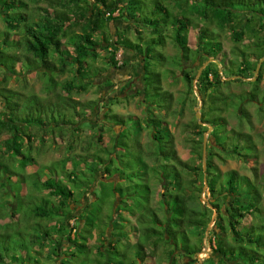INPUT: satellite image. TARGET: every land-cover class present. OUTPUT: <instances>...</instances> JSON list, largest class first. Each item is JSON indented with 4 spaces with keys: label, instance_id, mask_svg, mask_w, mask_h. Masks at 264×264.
Segmentation results:
<instances>
[{
    "label": "trees",
    "instance_id": "1",
    "mask_svg": "<svg viewBox=\"0 0 264 264\" xmlns=\"http://www.w3.org/2000/svg\"><path fill=\"white\" fill-rule=\"evenodd\" d=\"M234 3H238L237 8ZM263 9L264 0H5L0 3V71L4 72L0 74V136H4L1 139L3 148H0V264H78L75 261L78 256H91L89 258L97 264L118 263L110 262L114 255L110 251L118 240L112 237L108 222L97 227L96 220L88 214L87 206L92 200L87 188L91 181L86 183L76 181V178L78 172L85 174L82 170L87 164H92V171L89 170L92 177H110L115 160L109 156L119 150H128L124 141L128 135L137 139L135 144L142 155L140 168L143 170L139 179L147 177V183L150 177L155 178V185L161 189L147 187L144 202H128L129 191L127 194L125 188L117 190L127 200L123 201L126 212L120 213L116 209L120 215L117 218L123 223L128 220L129 230L136 231L137 226L145 238L135 255L138 264H145L148 258L153 264H202L203 260L209 264L217 261L220 264L222 260L223 264H264V171L261 173L254 164L249 167L251 176L236 170L223 173L214 162L216 158L223 162L227 156L243 162L256 160V144L252 142L248 146L254 152L245 150L241 143L249 135L234 131L232 126L228 128L224 116L222 120L205 119L204 112L201 119L194 117L184 125L183 130L191 134L186 143L192 158L181 159L166 120L167 110L163 113L164 121L155 119L153 102L147 100L152 88L146 84L153 77L159 85L154 87L155 90H161V73L154 71L152 76L150 71V61L155 60L161 67L171 69L169 72L176 75V81L182 79L191 94L196 92L203 108L202 96L208 93L207 98L213 100L216 95L209 94L210 90H219L230 78L232 81L253 78L254 81L248 82L253 88L241 97L244 101L260 102L257 95L264 90V85L259 86L264 75V60L257 72L256 64L264 58ZM114 12H117L116 16H113ZM119 22L127 26L120 27ZM75 27L81 32L74 33ZM226 31L234 44L230 57L221 42V34ZM70 36L73 41L68 46L65 41ZM189 36L195 38L193 48L188 45ZM203 36L211 37V42L203 44ZM168 42L181 52L171 56L177 58L174 68L166 65L168 56L156 51ZM190 49H194L198 57L190 59ZM118 51L123 53L120 63L115 59ZM126 53H133L134 62L138 60V71L121 82L123 86L117 93L119 88L115 86L120 82L103 76L95 62L99 60L105 70L122 68L129 62ZM220 53L230 61L232 54L235 55L239 61L237 69L230 70L226 62L224 72L222 67H217L214 61ZM8 57L14 61L10 62ZM17 66L38 75L42 81V95L9 88L10 74L7 73H19L15 70ZM132 68L137 67L132 65ZM236 74L244 79L234 78ZM60 75L70 76L68 81L59 83L57 77ZM135 77H138L137 81L133 80ZM91 86L96 87L98 98L80 101L71 97L72 90L86 91ZM25 98L29 103L23 113L15 112ZM122 100H136L142 107L148 119L146 136L149 139L141 140L139 132L132 135L130 125L126 123L129 120L131 126L135 125L144 115H122L111 110ZM240 113L239 120L251 125V114L244 108H240ZM85 122L88 127L81 125ZM218 123L225 124L228 132L237 136L236 142L226 139L222 144L218 143ZM48 126L50 131L45 129ZM90 128L95 131L88 135L99 148L83 154L89 159L88 154L103 153L95 156L91 163L86 157L84 162L82 157L70 155L75 147V137L79 134L88 136L85 130ZM207 131L209 144L206 147L205 143L204 147L203 134ZM106 134H109V143L102 140ZM56 136L62 138L64 150H68L47 167L51 169L57 161L63 162L62 167L54 168L44 177L38 175L40 168L28 174L26 168L34 165L44 153L46 141L51 138L55 141ZM84 142L76 143L81 151L87 149ZM33 150L37 157L33 156ZM107 150L114 151L106 153ZM67 163L70 169L66 167ZM148 171L153 175L148 176ZM57 173L59 176L55 175ZM35 175L38 178L32 180V186L33 190L37 188L34 190L37 194L32 193L31 208L25 207L23 197L28 193L22 194L21 185L25 182L24 176ZM14 176L16 180L12 179ZM84 177L87 180L86 174ZM118 179L121 180L119 175ZM10 184L19 185L18 195L12 193ZM70 184H76L78 192L72 191ZM42 190H47L51 196H43ZM76 194L79 200L90 197L83 204L75 199ZM201 194L205 195V201ZM118 199L114 209L121 202V198ZM139 214L146 219L140 218ZM246 215L251 216L248 226L242 224ZM212 219L213 230L208 232ZM12 235L15 238L11 243ZM205 238L210 251L208 257L199 260L197 256ZM101 239H105V244ZM162 240L168 246L164 252L160 251ZM61 242L68 245L63 246ZM72 247L78 255L72 252L71 258L60 260V252ZM47 248L49 251L45 252ZM161 253L165 259L159 262ZM213 253L218 254L217 261L212 258Z\"/></svg>",
    "mask_w": 264,
    "mask_h": 264
},
{
    "label": "rangeland",
    "instance_id": "2",
    "mask_svg": "<svg viewBox=\"0 0 264 264\" xmlns=\"http://www.w3.org/2000/svg\"><path fill=\"white\" fill-rule=\"evenodd\" d=\"M5 0H0V3H3ZM233 2V0H231ZM235 2V1H234ZM150 3V1H149ZM43 5V4H41ZM234 7H238V3H234L233 4ZM259 5V4H258ZM264 10V9H263ZM117 12L113 13V16H116ZM120 27H126L127 25H123L122 22L117 24ZM112 28V27H111ZM2 29V24L0 22V30ZM81 30L78 28H74V33H80ZM132 32V31H131ZM190 36H191V32L189 31ZM128 35L130 36V33H128ZM189 36V41L188 40V45L191 47L195 41V38L191 37L190 39ZM210 38V39H209ZM211 40V37H205L203 36L201 38V41L203 44H208V42ZM73 41V37H68L67 40L65 41L66 45L68 44V46L72 43ZM211 42V41H210ZM221 42L223 44L224 49L226 50L228 57H230L229 52L230 49L232 48V46L234 45L232 43V40L229 39V34L226 31V33L221 34ZM245 42H247V39L245 40ZM169 44H167V46L165 47H157V52L160 53L162 52L165 56L169 57V62L166 64L168 67H172L174 68V63L176 61V57H171L177 54H181V52H179L177 50V48H174L171 44V42H168ZM193 48V47H191ZM253 53H256V49L252 50ZM122 52L118 51L116 54L115 59L118 61V63H120L122 61ZM224 54L220 53V55L218 56L217 60L214 61V63L216 64L217 67L221 68L222 67V71L224 72L225 70V62L227 64L226 67H230V70H234L237 69L238 66V60L236 59V56L232 54V59L231 61L228 59H224L223 57ZM159 56V54H158ZM249 56V55H247ZM195 57H198V53L196 54L194 49H190V59H194ZM227 57V58H228ZM176 58V59H175ZM8 60L10 62H13L14 60L11 57H8ZM264 58H260L258 63L256 64V71L257 68H259V65H261V63L263 62ZM130 62H128L129 64L127 66L122 67L120 70H118V72H116V74H113V68L108 67L107 70H105V68L103 67V64H101V62L98 60V62H95V65H97V69L98 71L100 70L101 74L103 76H110L112 80L116 83V82H120V85H116L115 88H119L117 89V93H120V88L123 86L121 84L122 81H126L128 78L134 76V74H137L138 70V60H136L134 62V60H129ZM211 60H209L210 62ZM220 61V62H218ZM137 62V63H136ZM154 62V63H153ZM134 65L135 69L132 68V65ZM174 64V65H173ZM163 66V65H162ZM264 67V65H263ZM149 68V67H148ZM203 67H201L202 69ZM177 69V68H176ZM200 69V70H201ZM218 69V68H217ZM16 71H19V75L15 74H11V73H7V75L10 74V81L8 83L9 88H14V89H23L26 93H34L37 95H42L41 94V86H42V81L39 79L38 75H36L33 71H22L21 69L15 68ZM171 70V69H169ZM168 69L161 67V63L159 61H150V71H152V76L154 71H159L161 73V80H162V84H160L161 86V90H155V86H159L158 83H156L154 81L155 78L152 77V79L147 80L146 84L147 87L150 84L151 85V92L150 95H148L147 100H149L150 102H153V108H155L154 110H152V113L157 115L156 116V120H161L164 121V110L165 113H168V117H166V120L168 121V123L170 124V130L171 132H173L174 134V138H175V146L178 152V155L181 159L186 160V159H190L191 154L190 151L188 149L187 143H186V139L188 137H190V133L188 131H184V125L187 123H190L193 118L195 117L197 120L202 118V113L205 112V119H209L212 120L213 118H219V119H223V116L226 119L228 128H230L232 126V128L234 129V131L236 132H244L247 135H249L250 137H247L246 139L248 140H242L241 145H243L245 147V150H251L252 152H254L253 148H249V144L253 142V144L257 146V159H251L248 161H242L241 159H230L228 156L226 157V160L223 162H220L219 159H214V162L218 165V167L220 168L221 172H226L228 170H236L239 174L242 175H248L251 176V172L249 171V167L252 165H256L257 168L259 169V171L261 173H263L264 171V90H261V92L257 95L258 99L260 102H252L251 100L249 101H244V98L241 96H244L245 93H248L249 91H251V89L253 88V85L251 86L248 82L250 81H254L253 78H246L244 79V77H242L241 75L236 74L234 76V78H242L244 79L243 81H232V78L230 79H226L225 81H228V83L221 85L219 90H215L214 92L212 90H210L209 94L212 95H216L215 98L212 100V98L208 99L207 98V94L202 96V99L204 101V108L201 107L202 106V102H201V97L197 95V93L195 92L194 94H191L189 92V89L186 85V83H184V81L182 79H180L179 81H176V75L173 76V74L171 75ZM178 70V69H177ZM0 74H4V72L0 71ZM226 74V73H225ZM256 74V73H255ZM102 75L100 78H102ZM169 75L171 76V78L169 77ZM70 76V75H69ZM69 76L67 77L66 75H60L57 77V80L60 82H63L65 79L66 81H68ZM227 76V74H226ZM228 77V76H227ZM138 77H135L134 80L137 81ZM224 79L226 77H223ZM174 79V81L172 80ZM95 80V79H94ZM99 81L98 79L95 80V82ZM247 82V83H246ZM137 86L138 83H136ZM264 85V75L263 77L260 79L259 81V86L262 87ZM120 90V91H119ZM119 91V92H118ZM71 97L75 98L77 100L80 101H87L90 99H96L99 97L98 92L96 91V87L91 86L88 90L86 91H77V90H72L71 92ZM171 98V99H168ZM168 99V100H167ZM242 99V100H241ZM138 102V101H137ZM28 100L26 101V98L23 99L21 106H17L15 109V112L18 113H23V111L26 108ZM171 104V105H170ZM170 107V109H168ZM240 108H244L245 110H247L250 114H251V125L248 124V122H244V121H240L239 117H241V113H240ZM0 109H1V105H0ZM111 110L113 112H118V113H122V115H126L127 113L130 114H135L140 116L142 114V116L144 115V117H142V119H140L135 125L133 124L131 126V122L129 120H127V124L130 125V133L132 135L134 134H138V132L141 134L140 138L141 140H145V139H149V136H146V122H147V117H146V113L142 112V107L139 106L136 103V100L134 101H130L127 102L125 100H122L121 103L115 104L111 107ZM156 110V112H155ZM161 113L162 115L158 114ZM202 114V115H201ZM209 115V116H208ZM241 115V116H240ZM261 115V116H260ZM50 118V117H49ZM49 120V119H48ZM59 122V121H57ZM34 124V123H33ZM219 125L217 126L218 128V133L216 136V139L218 141V143L224 142L226 139H229L230 141H235L237 139V136L233 135L228 132L227 127L225 126V124L223 123H218ZM81 125L83 127H88V123H81ZM93 125L97 128L96 123H93ZM206 125V124H205ZM135 127H137L138 129H135ZM46 131H50L49 126L45 127ZM140 129V130H139ZM145 129V131H144ZM39 130V129H38ZM43 129L41 128L40 131H42ZM52 131V130H51ZM95 130L93 129H87L85 130V133L88 134H93ZM208 134L209 131H207L206 133H204V137H205V142L206 143V147L209 144L207 139H208ZM262 134V138L261 135ZM48 133H45V136H47ZM109 134L104 135V137L102 138L103 142H107L109 143ZM230 135V136H229ZM138 136V135H137ZM4 136H0V148H3L2 145V138ZM93 137L92 136H86V135H81L79 134L77 137H75V142H80V141H86V145L87 149H83L82 151L79 150L77 148L76 143L75 147L72 148L71 150V156H77L78 157H82L83 161L85 162V157L87 158V156H85V152L90 153V151L95 152L97 150V148H99L96 143L92 142L91 139ZM139 139V137H138ZM137 139H135L134 137L131 136H126L124 138V141H126V147L128 148L127 151H122L119 150L117 153L112 151L107 150L106 153L108 152H113V154L111 156H109V158L113 157V163H114V169H112V174L110 177L104 178V177H100V176H95L92 177V173L89 171H92V164H87L85 167V170H82L85 172L86 176H87V180L84 177V175L82 174V172H78L76 181H83L86 183H88L87 181L90 180V184L88 185L89 187L87 189H89L88 191L90 192L89 195H91V202L89 203V205L87 206V210H88V214H91L93 216V219L96 220V224L95 226H104L105 222H108V229L110 230L112 237L115 240H118L116 244V247L110 251L111 253H113V259L110 260L111 263H115L116 261H118L117 264H138V260L135 258V255H137L136 253L139 250V245L140 244H144L145 243V238L143 235H140V232L138 231L139 229L136 226V231L134 229H130L129 230V223L128 220L125 221V223L121 222L117 217H119L120 215L117 214V210H120V213L122 212H126L125 210H123L124 207V202L123 201H127L125 200V197L123 195L124 198H122V196H120V193L117 192V190H119V188L124 189V192L128 194L129 191V200L128 202H144V197L147 195L146 190L147 187H150V189L152 190H157L160 191L161 189L157 187V185H155L156 183V179L154 178L152 180V177H150L149 182L146 183V178H140V174L142 173L143 168L141 167L140 164V160L142 159V155L138 153V147L135 144L137 141ZM212 141V139H211ZM67 142V141H66ZM85 143V142H84ZM190 146V143H188ZM222 144V143H221ZM37 144H35L36 146ZM64 145L65 142H63L62 138L57 137L55 138V141L52 140V138L48 141H46L45 145L43 146V150L44 153L41 154L38 158L37 161L34 165H30L26 168V172L28 174H31L33 172H35L38 168L40 172L38 173V175H40V177H44V176H48L50 175L52 170H55L57 168H61L63 165V162H55L51 169L49 167H47L48 165H50L51 162L55 161V160H59L62 156L66 155V151L68 150H64ZM38 146V145H37ZM89 147H91L89 149ZM109 148V147H108ZM35 149V147H34ZM40 149V148H39ZM36 151L33 150V156L37 157V154L35 153ZM105 152V151H103ZM250 152V151H249ZM81 154V155H80ZM99 154H103L100 153L98 151V153L94 154H88L90 155L89 157L91 158H87L88 161H90V163L92 162V159H95V156H98ZM105 155V154H104ZM192 158V157H191ZM108 159V158H107ZM193 159L195 160V158L193 157ZM72 160V159H71ZM196 161V160H195ZM67 162H71V161H67ZM43 166V167H42ZM94 166V165H93ZM205 166V164L203 163V167ZM66 167L68 169H70V165L69 163L66 164ZM55 168V169H54ZM147 168V167H146ZM148 169V168H147ZM15 171V170H14ZM16 172V171H15ZM121 177V180L118 179V175ZM38 175H35V177H29V176H24L25 178V182L23 185H21V189H22V194L25 193L27 191L28 195L23 197L24 198V202H25V207H29L31 208L32 206V199H33V194H37V192H34V190H36L37 188H35L33 190V186H32V180L38 178ZM57 176H59V173L55 174ZM153 175L150 174L148 171V176ZM109 176V175H108ZM13 180H16V177L14 176L12 178ZM128 181L132 180V181ZM200 179V178H199ZM72 189V191H76L79 188H77L76 184H70L69 185ZM9 187L11 188V191L13 194L18 195V190L19 189V185L18 184H10ZM86 189V190H87ZM127 189V191H126ZM78 192V191H76ZM184 192L186 193L187 191L184 190ZM263 197H264V189H263ZM41 194L43 196H51L47 190H42ZM24 195V194H23ZM87 198L84 197V199H78V194H76V200L78 202L82 201V203L84 204L85 202H87V199H89V196ZM121 198V202L118 205V208L116 207L114 209V204L115 202H119V199ZM201 198L203 201H205V195L201 194ZM262 203L264 205V198L262 199ZM13 204V203H12ZM19 205H21V202L18 203ZM31 204V205H30ZM117 209V210H116ZM159 209V207H158ZM157 209V210H158ZM142 212V211H141ZM140 218L141 216L144 217V220L146 219V217L142 214H139ZM215 213H213L212 218H214ZM251 216L250 215H246L244 220L242 221V224L245 226H248L251 222ZM23 218V216H21V219ZM71 222H73V220H71ZM100 222V223H99ZM131 224V223H130ZM213 219L212 221L208 224L207 227V231H212L213 230ZM242 225V226H243ZM254 230H256V228H253ZM140 235V236H139ZM26 237V236H25ZM15 237L12 235L10 237V242H13V239ZM93 240H91V242H93ZM101 242H103V244H105V239H101ZM207 239H204V244L202 246V251L201 253L197 256L199 258V260H202L206 257H208V252L210 251V247L207 245ZM63 246L68 245L67 243L61 242ZM160 243V251L164 252V250H166L168 248V246L166 245V241L162 240V242ZM73 249L75 248H70V249H65L64 252H60L59 254V259L60 260H66L68 258H71L72 252H74L75 254L78 255V252L76 249L73 251ZM49 251V248H47L45 250V252ZM128 255V256H127ZM88 257H75V261L78 262V264H97V262L94 261V259H90ZM161 259L159 258V262L160 260H164L165 256H163V254L161 253L160 255ZM212 258L217 261L218 260V254L213 253ZM137 262V263H136ZM182 262V260L180 261ZM158 263V262H157ZM224 260H222V262L220 264H223ZM106 264V261L103 263ZM145 264H153V260L151 258H148L145 260ZM160 264H167L165 262H162ZM187 264V263H186ZM200 264V262H199ZM202 264H209L206 260H203ZM215 264H219V261H217Z\"/></svg>",
    "mask_w": 264,
    "mask_h": 264
},
{
    "label": "crops",
    "instance_id": "3",
    "mask_svg": "<svg viewBox=\"0 0 264 264\" xmlns=\"http://www.w3.org/2000/svg\"><path fill=\"white\" fill-rule=\"evenodd\" d=\"M125 58L126 59H128V60H134L135 58H133V53H126L125 54ZM130 62V61H129ZM138 62V61H137ZM136 62V63H137ZM129 64V63H128ZM139 64V63H138ZM114 70H113V74H116V72H118V70H120L121 68H118V69H115V68H113ZM136 71H138V70H136ZM136 74H134V76H135ZM106 76V75H105ZM110 78H111V75H110ZM134 80V79H133Z\"/></svg>",
    "mask_w": 264,
    "mask_h": 264
},
{
    "label": "water",
    "instance_id": "4",
    "mask_svg": "<svg viewBox=\"0 0 264 264\" xmlns=\"http://www.w3.org/2000/svg\"><path fill=\"white\" fill-rule=\"evenodd\" d=\"M257 71H258V68H257ZM257 71H256V72H257ZM204 147H205V143H204ZM203 157H204V152H203Z\"/></svg>",
    "mask_w": 264,
    "mask_h": 264
}]
</instances>
